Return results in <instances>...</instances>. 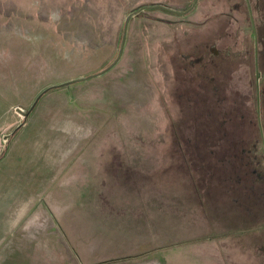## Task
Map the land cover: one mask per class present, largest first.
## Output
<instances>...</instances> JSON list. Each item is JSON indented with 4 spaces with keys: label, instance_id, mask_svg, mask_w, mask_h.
<instances>
[{
    "label": "rangeland",
    "instance_id": "1",
    "mask_svg": "<svg viewBox=\"0 0 264 264\" xmlns=\"http://www.w3.org/2000/svg\"><path fill=\"white\" fill-rule=\"evenodd\" d=\"M193 1L0 0V264H264V167L210 159L192 107L212 85L253 136L264 0ZM144 5L113 67L17 111L107 67Z\"/></svg>",
    "mask_w": 264,
    "mask_h": 264
},
{
    "label": "trees",
    "instance_id": "2",
    "mask_svg": "<svg viewBox=\"0 0 264 264\" xmlns=\"http://www.w3.org/2000/svg\"><path fill=\"white\" fill-rule=\"evenodd\" d=\"M156 7L159 8V7H164V6H156ZM250 23L251 24H249V26L246 29L250 30V32L252 33L254 32V28H253V23L251 21ZM260 39L261 37L258 34H257L256 40L253 35V38H251L250 40L251 45L248 48V51L242 54H246L248 55V57H253L255 48H256L255 47L256 42H258V45H259ZM226 55L229 56L231 54L226 53ZM235 57H238L237 53L235 54ZM239 57H242V55H240ZM262 82L263 83L261 84V87L258 84H256V82H254L253 93H254L255 99L252 105H250L253 115L252 116L250 115L251 118H248V119L243 118V117L240 118L241 121L246 122L247 120H249L254 125V127H252L253 136L251 138H246V136L245 137H242V136L234 137L231 133L227 131L226 127L229 121L233 118H237V115L235 114L236 110L232 109L231 106L229 109H227L225 105H223L225 107V109L223 110L217 111V109L215 110L212 109L213 105H215L213 100L210 99V97H213L212 94L215 92V89H212V93L210 92L209 87H211L212 85H208L205 90L206 93L208 91L210 95L207 96L204 102L200 104L199 102H193L192 104L193 109L195 108L196 110L198 108L204 109L200 112L202 113V117L199 122V125L202 131L194 136L195 142L199 138L197 141L199 143H203L204 147L206 144L213 147L214 145L213 139H215V142L218 143L219 147L224 143V141H228L229 146H230L228 158L226 157L224 158V156L222 155L223 153H226V152L221 153L218 150L219 154L218 153L215 154L213 150L204 148L206 149L207 154L209 155L208 157L210 159H218V161L224 162V161H231V159L234 161H238L239 158L241 157V158H244L245 163L248 164V170L249 171L252 170L257 174L261 171L260 167H264V142H263L264 129H262L264 127L261 126V121H260V119H262V117L260 116V110H261V107L263 108V105H264L263 103V105L260 106V104L264 101V77H262ZM193 95L195 96L196 94H193ZM212 111H216L217 115H212L211 114ZM222 112L224 113L220 114ZM195 142L192 141V143H195ZM229 148H225V149H229ZM210 153H212V155H210Z\"/></svg>",
    "mask_w": 264,
    "mask_h": 264
},
{
    "label": "water",
    "instance_id": "3",
    "mask_svg": "<svg viewBox=\"0 0 264 264\" xmlns=\"http://www.w3.org/2000/svg\"><path fill=\"white\" fill-rule=\"evenodd\" d=\"M196 3H197V0H194L192 5L190 6V8H188L185 11H182V13H185V12L189 11L190 9H192L196 5ZM143 8H145V6H142L139 9L130 12L128 14V16L126 17L125 23H124L123 35H122V40H121V45H120V48H119V52H118L116 58L107 67H105L103 70H101V71H99V72H97L95 74H91V75H88V76H83V77L71 79L69 81H66V82H63V83H60V84L48 86L47 88H45L42 92H40L38 94V96L36 97V99L34 100L33 104L30 106V108L28 110H23L22 108H17V111L20 114H22L23 116H27L33 110V108L36 106V104L38 103V101L42 97V95L45 94L47 91H49L51 88L58 87V86H63V85H68V84H71V83H74V82H77V81L86 80V79H88L90 77L100 75V74L106 72L107 70H109L111 67H113L119 61V59L122 56L124 45H125V41H126L127 29H128V24H129L130 18L133 15H135L139 10H141Z\"/></svg>",
    "mask_w": 264,
    "mask_h": 264
},
{
    "label": "flooded vegetation",
    "instance_id": "4",
    "mask_svg": "<svg viewBox=\"0 0 264 264\" xmlns=\"http://www.w3.org/2000/svg\"><path fill=\"white\" fill-rule=\"evenodd\" d=\"M145 7L148 5H144ZM156 6H163L162 4H156V5H152L151 7H156Z\"/></svg>",
    "mask_w": 264,
    "mask_h": 264
}]
</instances>
